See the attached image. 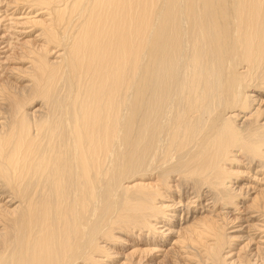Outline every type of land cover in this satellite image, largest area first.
<instances>
[{
	"label": "bare ground",
	"instance_id": "obj_1",
	"mask_svg": "<svg viewBox=\"0 0 264 264\" xmlns=\"http://www.w3.org/2000/svg\"><path fill=\"white\" fill-rule=\"evenodd\" d=\"M0 5V264H264V0Z\"/></svg>",
	"mask_w": 264,
	"mask_h": 264
},
{
	"label": "rangeland",
	"instance_id": "obj_2",
	"mask_svg": "<svg viewBox=\"0 0 264 264\" xmlns=\"http://www.w3.org/2000/svg\"><path fill=\"white\" fill-rule=\"evenodd\" d=\"M4 8L0 5V12H3L4 10H6V9H4ZM9 11H8V15L9 14H12V12L14 11L13 9H8ZM11 10H13V11H11ZM4 13V12H3ZM7 15V16H8ZM1 16H2V13H1V15H0V18H1ZM3 18V17H2ZM8 19V18H7ZM6 19V20H7ZM6 20H5V22H4V20H1V22H0V28H2V30L0 29V35H2V34H7V33H3L4 31H5V29L4 28H6V25H7V22H6ZM3 23V24H2ZM5 23V24H4ZM5 25V26H4ZM3 26V27H2ZM2 33V34H1ZM34 35V33L32 34V36ZM24 39H26V38H24V36L22 37V38H20L19 40L21 41V40H23V41H25ZM19 41V42H20ZM21 43V42H20ZM2 52H4V51H0V62H1V60H4L6 57H7V53H2ZM2 58V59H1ZM10 64V63H9ZM251 197H252V195H251ZM127 248V247H126ZM159 261H161V259H158V260H156V262L155 263H153V264H158V262ZM168 261H169V259H168ZM166 264H169L168 262H166Z\"/></svg>",
	"mask_w": 264,
	"mask_h": 264
}]
</instances>
